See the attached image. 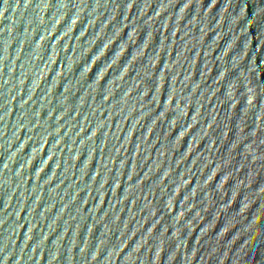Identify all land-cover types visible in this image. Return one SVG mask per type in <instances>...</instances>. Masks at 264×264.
<instances>
[{
    "label": "water",
    "instance_id": "obj_1",
    "mask_svg": "<svg viewBox=\"0 0 264 264\" xmlns=\"http://www.w3.org/2000/svg\"><path fill=\"white\" fill-rule=\"evenodd\" d=\"M0 264H264V0H0Z\"/></svg>",
    "mask_w": 264,
    "mask_h": 264
}]
</instances>
